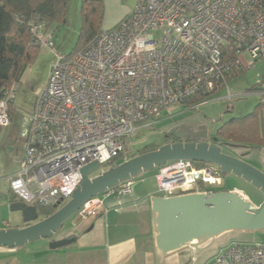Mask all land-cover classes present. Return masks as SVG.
<instances>
[{
    "label": "built area",
    "instance_id": "2783aa9c",
    "mask_svg": "<svg viewBox=\"0 0 264 264\" xmlns=\"http://www.w3.org/2000/svg\"><path fill=\"white\" fill-rule=\"evenodd\" d=\"M44 28H31L34 44L52 47ZM46 84L36 94L24 156L8 179L27 205L66 202L81 182L80 169L98 168L122 154L124 138L154 126L171 108L222 89L227 77L264 60V0H138L113 27L101 29L70 58L55 54ZM19 84L0 98V127ZM264 105V85L258 90ZM218 165L178 159L157 168V192L170 197L211 193L222 184ZM132 179L119 184L131 192ZM96 195L78 210L93 218L104 210ZM207 264H264V242L230 243Z\"/></svg>",
    "mask_w": 264,
    "mask_h": 264
},
{
    "label": "water",
    "instance_id": "95a60500",
    "mask_svg": "<svg viewBox=\"0 0 264 264\" xmlns=\"http://www.w3.org/2000/svg\"><path fill=\"white\" fill-rule=\"evenodd\" d=\"M194 134L175 133L178 141L168 142L157 149L138 154L97 175V162H90L80 169L81 182L70 198L53 206L55 211L42 217L39 208L23 201L11 202V209L21 212L22 227L0 228V247L22 248L27 243L49 239L60 230L64 221L77 213L79 208L96 195L116 189L120 183L138 174L151 171L169 161L186 159L198 163H213L222 174H233L253 185L264 195V173L242 159L222 152L217 138L209 139L207 130ZM177 130L172 128L169 134ZM188 139L187 141H181ZM151 210L154 213L155 244L162 255L191 246L202 250L204 244L217 236L233 230L255 231L264 228V199L254 205L244 191L238 189L211 193H188L177 196H153ZM73 241L66 237L50 241L55 249Z\"/></svg>",
    "mask_w": 264,
    "mask_h": 264
},
{
    "label": "rangeland",
    "instance_id": "374dc122",
    "mask_svg": "<svg viewBox=\"0 0 264 264\" xmlns=\"http://www.w3.org/2000/svg\"><path fill=\"white\" fill-rule=\"evenodd\" d=\"M137 1L138 0H112L110 4V19H113V16L119 12L132 10ZM81 5L82 0H67L65 21L44 29L43 32H48L51 35L52 47L51 49L45 46L39 47L34 60L26 67L22 74L21 82L18 85L17 93L14 96L10 108V123L8 126L0 127V130L4 131V133L0 135V228L5 227V221H8L10 224L14 225V227L24 226L23 223L17 222V219L9 218L8 210H14L11 209V204H5L4 195L8 188V181L4 171L12 165L15 159L18 147H20V144H18V141H21L20 137L29 132L30 115L35 106L36 91L42 89L46 84L49 71L56 60L55 54L61 56L67 55L75 49L78 43L81 29ZM262 79H264V60L259 59L255 62V66L243 69V72L240 73L239 76L228 79V86L232 93L230 98H220L227 93L225 89H222L219 93L206 98L205 103L196 102L187 108L175 106L169 114L160 119L154 126L137 128L132 135L125 137L124 143L126 153L131 157L133 154H137L138 150L146 145L158 148L165 144L167 141L166 134L169 133L172 126L177 123L204 127L207 130L209 139L215 138V131L223 122L233 117H241L248 114L254 106L259 103L257 95L246 93L245 91L254 84L253 82L255 80ZM220 145L224 153L230 150V148H235V150L243 153H251L248 157L242 158L243 161H245L244 159L248 161L252 157H258L261 164L264 165V147H256L254 151L249 145L244 143L239 146L236 144ZM107 168H109L107 165L100 166L93 176ZM156 170L157 168L151 171H145L131 178L133 182L131 187L140 186L143 190L153 193V195H160V193L157 192L155 179ZM261 171L264 173V168ZM228 188H236L244 191L252 203L259 202L260 204L264 199V195L258 189L233 174H224L222 176V184L218 190ZM68 222L69 218L64 221L62 228L49 238L48 245L50 241L62 239L69 230ZM17 224L18 226H15ZM235 242H264V228L255 231H228L224 235L207 242L201 252H199L200 258L207 262L211 260L221 248ZM25 247L26 245L23 248ZM29 248H31L30 245H28L27 249Z\"/></svg>",
    "mask_w": 264,
    "mask_h": 264
},
{
    "label": "crops",
    "instance_id": "0c3cea01",
    "mask_svg": "<svg viewBox=\"0 0 264 264\" xmlns=\"http://www.w3.org/2000/svg\"><path fill=\"white\" fill-rule=\"evenodd\" d=\"M111 1L112 0H104L105 14L101 29H108L114 26L120 19L131 12V10L119 12L113 16V19H110ZM253 83L254 84L250 87L248 86L249 88L245 92L253 93L258 96L257 92L264 85V79L255 80ZM38 90L36 91V94ZM225 96L222 95L220 98H226ZM201 103H205V100L201 101ZM181 106L187 108L185 105ZM173 108H171V110ZM261 113L264 116V106L262 107ZM194 127L195 126H193V128ZM3 133L4 131L0 130V135ZM27 136L28 134L20 137L21 141H18L20 147H18V152L16 153L12 165L6 169V171L2 170L6 174L7 181L9 177L15 174L19 169L20 162L24 156L23 147ZM236 145L239 146L240 144ZM250 148L254 151L256 150V147ZM225 153L240 159L244 157L246 158L251 154L240 152L235 150V148H230V150L225 151ZM244 160L258 169L263 170L264 168V165L261 164L258 157H252L248 161L247 159ZM231 189L236 188H228L224 190ZM11 196L12 194L8 183V188L4 195L6 205L11 204ZM153 196L156 195L143 190L140 186L131 187V192L129 194H121L116 188L103 196L104 210L97 216L93 218H81L77 212L69 218V230L62 238H73V241L70 243L51 249L48 245L49 239H40L37 242L26 244L25 248L22 247L23 249L0 247V264L209 263L212 259L207 262L204 261V259L200 258L199 252L201 251L197 252V250L191 246L182 247L171 251L166 255L161 254L155 244L156 230L154 213L151 210V199ZM16 201H19V198L16 197ZM253 204L257 206L259 205V202ZM8 213L10 219H17V222L22 223L21 212L8 210ZM4 224L5 227L3 228L14 227V225L10 224L8 221H5ZM15 226H18V224ZM224 234L225 233L221 235ZM28 245H30L31 248L27 249Z\"/></svg>",
    "mask_w": 264,
    "mask_h": 264
},
{
    "label": "trees",
    "instance_id": "16d2710c",
    "mask_svg": "<svg viewBox=\"0 0 264 264\" xmlns=\"http://www.w3.org/2000/svg\"><path fill=\"white\" fill-rule=\"evenodd\" d=\"M66 6L67 0H0V98L5 90L21 82L22 74L37 54L40 45L34 44L31 28L35 26L47 29L64 22ZM103 16L104 0H82L78 43L71 53L64 55L65 58L68 59L81 50L101 30ZM242 72L243 69L234 70L227 79L237 77ZM216 93L217 91L206 96H192L183 105L189 107ZM11 105L12 102L9 104V117ZM263 106L259 101L248 114L223 122L215 131L218 142L264 147ZM154 149L157 147L146 145L131 157ZM121 156L119 154L110 159L106 165H118L122 162ZM131 157L128 156V159ZM11 194L10 201H16V196L12 192ZM54 211L53 207L39 208L42 217H47Z\"/></svg>",
    "mask_w": 264,
    "mask_h": 264
},
{
    "label": "flooded vegetation",
    "instance_id": "af4514ba",
    "mask_svg": "<svg viewBox=\"0 0 264 264\" xmlns=\"http://www.w3.org/2000/svg\"><path fill=\"white\" fill-rule=\"evenodd\" d=\"M188 125H190V124H180V123H177V124H175V125H173L172 126V128H175V127H177V130L176 131H174L173 133L174 134H169V133H167L166 134V137H167V143L169 142H174V141H178L179 139L175 136V133H182V132H184L185 134H194L192 131H189V129L188 128H186V126H188ZM171 128V129H172ZM197 128L198 127H194V132H196V133H199V134H201L202 133V130H197ZM180 129H183L182 130V132L180 131ZM171 131V130H170ZM188 139H184V140H181V141H187ZM218 191H221V190H218Z\"/></svg>",
    "mask_w": 264,
    "mask_h": 264
}]
</instances>
